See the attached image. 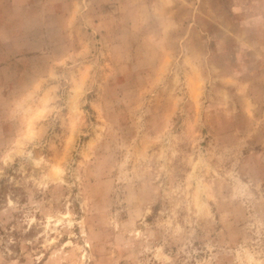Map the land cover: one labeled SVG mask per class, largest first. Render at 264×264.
Here are the masks:
<instances>
[{"label": "rangeland", "instance_id": "374dc122", "mask_svg": "<svg viewBox=\"0 0 264 264\" xmlns=\"http://www.w3.org/2000/svg\"><path fill=\"white\" fill-rule=\"evenodd\" d=\"M0 264H264V0H0Z\"/></svg>", "mask_w": 264, "mask_h": 264}]
</instances>
